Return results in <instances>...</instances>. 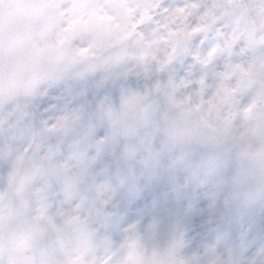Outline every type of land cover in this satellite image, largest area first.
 Segmentation results:
<instances>
[{
  "label": "rangeland",
  "instance_id": "rangeland-1",
  "mask_svg": "<svg viewBox=\"0 0 264 264\" xmlns=\"http://www.w3.org/2000/svg\"><path fill=\"white\" fill-rule=\"evenodd\" d=\"M235 2L0 0V264H233L231 253L214 245L187 252L178 232L108 231L104 221L115 213L111 186L90 185L83 169L54 155L58 145L86 139L91 128L78 107L53 96L62 91L67 98L77 84L125 66L162 70L195 56L203 67H219L210 73V92L202 82L188 94L191 81L176 84L177 119L203 120L252 94L246 115L258 125L264 8L242 13L237 34L213 33L229 15L222 6ZM210 34L219 42L204 55L195 42ZM236 121L233 112L225 133L244 151L255 149L248 121ZM58 173L63 179L53 189L50 178Z\"/></svg>",
  "mask_w": 264,
  "mask_h": 264
},
{
  "label": "snow or ice",
  "instance_id": "snow-or-ice-1",
  "mask_svg": "<svg viewBox=\"0 0 264 264\" xmlns=\"http://www.w3.org/2000/svg\"><path fill=\"white\" fill-rule=\"evenodd\" d=\"M258 7L264 8V0L222 6L229 15L216 22L213 33L220 28L237 34L242 28H236V19ZM218 42L210 34L195 43L206 55ZM260 53L264 58V48ZM218 67H203L189 56L162 70L122 67L77 84L67 98L58 91L53 99L78 107L91 134L58 145L54 155L70 168L83 169L90 185L111 186L109 207L115 213L104 224L114 235L126 229L153 237L178 232L187 252L214 245L219 253L228 250L233 264H264V117L253 125L246 115L255 96L203 120L176 117V84L191 81L188 94L202 82L210 92V73ZM258 110L264 113V97ZM233 112L237 124L248 121L244 127L253 129L255 149L244 151L235 135L225 133ZM50 179L55 189L63 175Z\"/></svg>",
  "mask_w": 264,
  "mask_h": 264
}]
</instances>
